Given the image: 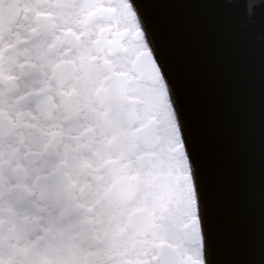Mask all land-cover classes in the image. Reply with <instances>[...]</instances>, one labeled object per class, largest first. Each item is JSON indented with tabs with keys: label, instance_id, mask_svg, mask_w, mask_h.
Segmentation results:
<instances>
[{
	"label": "snow or ice",
	"instance_id": "6c2138e0",
	"mask_svg": "<svg viewBox=\"0 0 264 264\" xmlns=\"http://www.w3.org/2000/svg\"><path fill=\"white\" fill-rule=\"evenodd\" d=\"M206 251L133 0H0V264H208Z\"/></svg>",
	"mask_w": 264,
	"mask_h": 264
},
{
	"label": "water",
	"instance_id": "95a60500",
	"mask_svg": "<svg viewBox=\"0 0 264 264\" xmlns=\"http://www.w3.org/2000/svg\"><path fill=\"white\" fill-rule=\"evenodd\" d=\"M186 141L208 264H264V0H133Z\"/></svg>",
	"mask_w": 264,
	"mask_h": 264
},
{
	"label": "clouds",
	"instance_id": "9594fccd",
	"mask_svg": "<svg viewBox=\"0 0 264 264\" xmlns=\"http://www.w3.org/2000/svg\"><path fill=\"white\" fill-rule=\"evenodd\" d=\"M253 2H255V0H250V7H249V9H248L249 15H251V13H252V7H251V4H252Z\"/></svg>",
	"mask_w": 264,
	"mask_h": 264
}]
</instances>
